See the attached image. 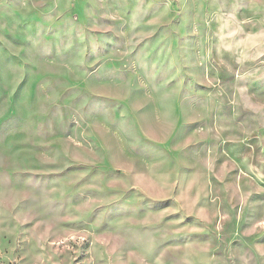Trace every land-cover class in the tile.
I'll return each mask as SVG.
<instances>
[{
  "label": "rangeland",
  "instance_id": "obj_1",
  "mask_svg": "<svg viewBox=\"0 0 264 264\" xmlns=\"http://www.w3.org/2000/svg\"><path fill=\"white\" fill-rule=\"evenodd\" d=\"M0 264H264V0H0Z\"/></svg>",
  "mask_w": 264,
  "mask_h": 264
}]
</instances>
